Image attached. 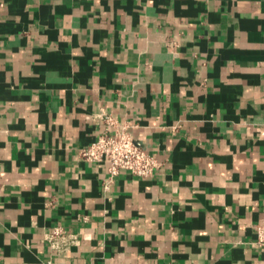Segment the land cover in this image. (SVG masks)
I'll list each match as a JSON object with an SVG mask.
<instances>
[{"label": "crops", "instance_id": "1", "mask_svg": "<svg viewBox=\"0 0 264 264\" xmlns=\"http://www.w3.org/2000/svg\"><path fill=\"white\" fill-rule=\"evenodd\" d=\"M103 114L151 177L80 157ZM260 224L264 0H0V264H264Z\"/></svg>", "mask_w": 264, "mask_h": 264}, {"label": "built area", "instance_id": "2", "mask_svg": "<svg viewBox=\"0 0 264 264\" xmlns=\"http://www.w3.org/2000/svg\"><path fill=\"white\" fill-rule=\"evenodd\" d=\"M110 126L93 142L83 147L80 157L83 160L97 163H106L110 180L121 171H127L137 177H151L157 167L158 161L145 149L136 145L133 136L124 126H115L108 116L101 117ZM256 244L264 254V225L256 226ZM51 248L64 252L70 245L77 242L74 234L63 227H56L46 235Z\"/></svg>", "mask_w": 264, "mask_h": 264}]
</instances>
